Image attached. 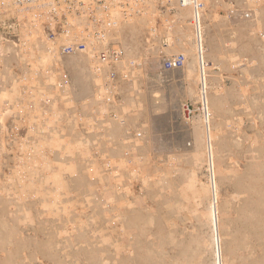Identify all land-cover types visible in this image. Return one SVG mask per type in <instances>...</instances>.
<instances>
[{"label":"rangeland","instance_id":"1","mask_svg":"<svg viewBox=\"0 0 264 264\" xmlns=\"http://www.w3.org/2000/svg\"><path fill=\"white\" fill-rule=\"evenodd\" d=\"M170 2L118 17L114 37L142 70L123 90L124 125L85 103L97 83L86 60L65 59L71 84L59 97L26 88L27 56L0 45V264H264V0H202L194 90L152 75L153 10ZM217 25L222 52L207 46ZM200 68L211 133L184 114ZM38 76L46 84L59 72Z\"/></svg>","mask_w":264,"mask_h":264},{"label":"built area","instance_id":"2","mask_svg":"<svg viewBox=\"0 0 264 264\" xmlns=\"http://www.w3.org/2000/svg\"><path fill=\"white\" fill-rule=\"evenodd\" d=\"M182 8L192 11L191 27L195 47H201L205 54L204 43V3L202 0H172ZM144 0H0V45L10 48L17 57L27 56L21 71L33 73L23 76L26 88H55L59 97L70 90V78L63 66L67 58L87 61V70L93 78L95 89L85 101L98 103L104 111L97 115L104 119L125 124L122 81L130 83L133 74L141 64L127 60L126 50L114 37L119 26L118 17L132 16ZM171 3V2H170ZM251 19V13H244ZM170 28V26H167ZM203 56V55H202ZM33 58V59H32ZM184 55L172 56L164 61V70H180L185 67ZM200 66V64H199ZM205 67H208L205 61ZM59 72L55 81L46 84L38 81L40 73ZM205 72L203 70V78ZM207 79V78H206ZM205 81V79H203ZM198 100L184 105L187 118H201L207 133H211L212 112L209 107L208 85L201 80ZM48 98L44 103H50ZM137 132L134 138H140ZM135 139H132V141ZM110 164H108L109 166ZM210 173V172H209ZM213 177V174H212Z\"/></svg>","mask_w":264,"mask_h":264},{"label":"crops","instance_id":"3","mask_svg":"<svg viewBox=\"0 0 264 264\" xmlns=\"http://www.w3.org/2000/svg\"><path fill=\"white\" fill-rule=\"evenodd\" d=\"M153 13H157V21L155 22V26L152 28V46H153V55L156 57V65L157 71H154L152 75L160 79L161 76H167L168 78L175 77L173 83H175V87H188L191 89L196 88V82L193 77L189 78V74L192 76L196 73V66L194 62L195 57V43L193 40V33L191 27V18L192 12L188 8L179 7L175 2L166 4L164 6H157L154 8ZM232 14V15H231ZM229 18L232 20L231 22L239 20L237 14L231 13ZM170 26L168 28L167 26ZM250 24L248 29L250 33H248V38L253 49L254 55L256 56L257 46L259 41L257 36L251 32ZM231 36H234L235 29H230ZM224 33H222V29L220 26H216L214 30V34L212 37L208 38L207 46L212 51L216 48V51H223V41ZM184 55L186 57L185 67L180 70H164L163 64L164 61L172 56ZM210 59L212 57H219L218 54L211 53L209 54ZM215 62H222L219 59H214ZM139 70V69H138ZM135 71L133 74V79L138 77L139 71ZM133 82V80L131 81ZM130 82V83H131ZM129 83L122 81L123 90L125 91V87H127Z\"/></svg>","mask_w":264,"mask_h":264},{"label":"bare ground","instance_id":"4","mask_svg":"<svg viewBox=\"0 0 264 264\" xmlns=\"http://www.w3.org/2000/svg\"><path fill=\"white\" fill-rule=\"evenodd\" d=\"M202 78V80H203V77H201ZM203 82H204V80H203ZM205 83V82H204ZM210 153V152H209ZM209 162H210V164L211 165H213V163L209 160ZM209 167V166H208ZM208 169H210V168H208ZM213 171V170H212ZM215 199V195L211 192V204L210 205H212V202H213V200ZM217 213H216V211L214 210V208H213V206H211V213H210V215H211V218H212V222L213 223H215V225L217 224V222H218V220H217V215H216ZM218 233H217V231L215 230V235H217Z\"/></svg>","mask_w":264,"mask_h":264}]
</instances>
